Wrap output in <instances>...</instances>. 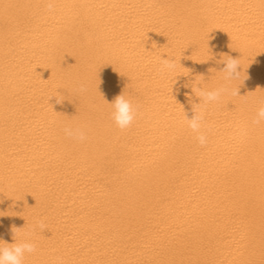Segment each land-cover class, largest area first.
Instances as JSON below:
<instances>
[{"label": "bare ground", "instance_id": "1", "mask_svg": "<svg viewBox=\"0 0 264 264\" xmlns=\"http://www.w3.org/2000/svg\"><path fill=\"white\" fill-rule=\"evenodd\" d=\"M225 55L241 96L206 107L202 147L191 85H223ZM262 97L264 0H0V246L17 229L23 264H264Z\"/></svg>", "mask_w": 264, "mask_h": 264}, {"label": "clouds", "instance_id": "2", "mask_svg": "<svg viewBox=\"0 0 264 264\" xmlns=\"http://www.w3.org/2000/svg\"><path fill=\"white\" fill-rule=\"evenodd\" d=\"M56 6L57 0H45L46 11L50 13L54 12ZM240 59L241 58H233L227 55L222 57L224 66L218 72L223 73L225 83L220 87L206 89L197 85L195 82L191 85L195 96L199 98V102L192 103L193 115L189 118L185 114V122L188 129L194 134L195 140L202 147L208 143V136L205 130L207 126L204 116L206 107L211 104H219L224 96H241L239 95V88L231 87L232 81L241 79L243 67L240 63ZM176 67L175 56H169L167 54V58H164V54H162L157 71L161 74H170L175 71ZM187 86L188 85H186V87ZM75 90L79 94H83L87 91V85L79 83ZM59 101L60 98L58 97V102ZM109 104L112 107L111 118L115 125L121 130L130 127L139 113V105H134L133 101L126 97L125 91L117 95ZM253 123L257 125L264 124V97L257 101ZM63 133L68 139L77 142H84L88 138V129L86 125L67 124L63 128ZM46 228V224L41 219L36 222L33 231L39 229L43 232ZM16 230L17 229H13L14 242L5 243L3 246H0V264H23L26 254L36 252V244L30 239L18 240ZM57 264H60V262L57 261Z\"/></svg>", "mask_w": 264, "mask_h": 264}]
</instances>
